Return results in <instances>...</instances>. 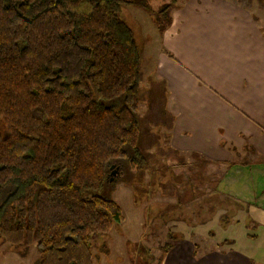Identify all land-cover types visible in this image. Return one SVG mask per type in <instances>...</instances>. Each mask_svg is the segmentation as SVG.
<instances>
[{
  "label": "trees",
  "instance_id": "trees-1",
  "mask_svg": "<svg viewBox=\"0 0 264 264\" xmlns=\"http://www.w3.org/2000/svg\"><path fill=\"white\" fill-rule=\"evenodd\" d=\"M177 2L157 12L160 30ZM122 6L154 12L149 0H0V241L35 246L37 264H94L96 237L124 221L112 186L149 173L142 55Z\"/></svg>",
  "mask_w": 264,
  "mask_h": 264
},
{
  "label": "rangeland",
  "instance_id": "rangeland-1",
  "mask_svg": "<svg viewBox=\"0 0 264 264\" xmlns=\"http://www.w3.org/2000/svg\"><path fill=\"white\" fill-rule=\"evenodd\" d=\"M186 1L178 0L174 7L180 9ZM225 1L249 12L264 37V0ZM171 2L149 0L154 12L138 6L121 7L120 15L132 28L141 49L140 144L149 154V173L126 171L124 179L128 182L122 180L112 186V197L121 206L125 220L96 237L94 264H163L169 252L181 256V247L187 248L191 242H196L199 250L216 248V243L238 248L262 261L264 157L249 146L235 157L236 166L228 168L227 164L211 163L201 152H181L172 144L177 116L170 109L176 100H170L167 79L157 78L153 67L162 45L161 34L167 28L159 30L157 12ZM193 134L180 131L174 143ZM169 232L176 240L169 238ZM167 242L173 247L165 253ZM38 260L35 246L27 249L0 241V264H37ZM181 261L177 258L169 264Z\"/></svg>",
  "mask_w": 264,
  "mask_h": 264
},
{
  "label": "crops",
  "instance_id": "crops-1",
  "mask_svg": "<svg viewBox=\"0 0 264 264\" xmlns=\"http://www.w3.org/2000/svg\"><path fill=\"white\" fill-rule=\"evenodd\" d=\"M259 30L249 12L225 0H187L173 9L153 67L157 78L167 79L170 100H176L170 109L177 116L172 144L181 152L198 151L211 163L226 164L251 146L264 157V37ZM184 130L193 136L174 143ZM194 243L181 247L185 258L171 251L163 264L177 258L183 260L178 264H264V258L238 248L216 243L199 250Z\"/></svg>",
  "mask_w": 264,
  "mask_h": 264
},
{
  "label": "water",
  "instance_id": "water-1",
  "mask_svg": "<svg viewBox=\"0 0 264 264\" xmlns=\"http://www.w3.org/2000/svg\"><path fill=\"white\" fill-rule=\"evenodd\" d=\"M118 174H119V169H115L114 171L111 172L109 179L114 180L115 176H117Z\"/></svg>",
  "mask_w": 264,
  "mask_h": 264
}]
</instances>
